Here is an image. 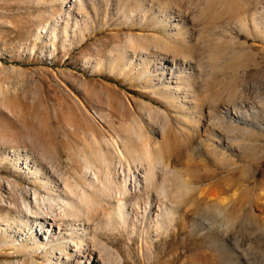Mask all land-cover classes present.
Wrapping results in <instances>:
<instances>
[{"label": "rangeland", "instance_id": "rangeland-1", "mask_svg": "<svg viewBox=\"0 0 264 264\" xmlns=\"http://www.w3.org/2000/svg\"><path fill=\"white\" fill-rule=\"evenodd\" d=\"M209 109L216 152L197 139ZM107 163L143 185L121 217L89 190ZM62 180L98 216L59 217ZM29 202L59 230L32 226ZM69 239L102 264H264V0H0V264L63 262Z\"/></svg>", "mask_w": 264, "mask_h": 264}, {"label": "bare ground", "instance_id": "bare-ground-1", "mask_svg": "<svg viewBox=\"0 0 264 264\" xmlns=\"http://www.w3.org/2000/svg\"><path fill=\"white\" fill-rule=\"evenodd\" d=\"M131 50H133V48H134V46H133V39H132V42H130L128 45H127ZM142 50H145V49H142ZM147 50V49H146ZM145 50V51H146ZM174 57H175V55H171V60L169 61V63H173V59H174ZM168 92V91H167ZM234 100V99H233ZM241 99H239V101H240ZM232 102V103H231ZM231 102H229V103H231V104H235V103H238L237 102V100H235L234 101V103H233V101H231ZM228 103V104H229ZM232 107V106H231ZM201 109V108H200ZM223 109L224 110H226L225 112H226V114H228V115H231V119L234 117V118H236V119H238V117H239V112L237 111V110H234V111H230L229 112V110L230 109H227V106L226 107H223ZM217 111H219V112H221V110L219 109V108H217ZM212 114H214L212 111H210V109L207 111V114H206V116L204 117L203 115H201V114H199V115H201L199 118H197V123H198V126H201V125H205V129L203 130V132H202V134L201 133H199L198 135H197V139H198V141L200 142V141H203V137H205V138H208L209 139V141H210V145H209V148H210V151H212V152H216L217 151V146H216V144H215V142H216V137H219V133H216V135H215V132L216 131H218L215 127H219V128H221V129H225L226 128V126H224V125H220V124H218L217 122H214L213 121V119H212ZM206 118H209L208 119V123L207 124H209L208 125V127H207V125L205 124V123H203L205 120H206ZM195 122H196V119H195ZM217 125H219V126H217ZM227 130L229 131V132H232V133H234L236 130H237V127H235V126H231L230 128L228 127L227 128ZM201 134V135H200ZM199 137V138H198ZM215 140V141H214ZM146 151L147 150H145V152L143 153V154H145L146 153ZM120 154H121V152H119ZM150 153V152H149ZM148 153V154H149ZM143 154H138L139 156H136L137 157V159H136V161L139 163V165L142 167V166H147L146 167V169L144 168V172L142 173V175L140 176V175H136V176H138L139 177V179L141 178V180H142V182L144 183V186H145V188L147 189V188H149V186H155V190L162 196V195H164L165 194V189H167L168 190V188H165V185H164V181H163V183L161 182L160 184H155V180H154V168H156L155 166H153L154 165V163H153V160L155 159H153L152 161H151V158H150V156L149 155H147V156H144ZM121 156H122V154H121ZM31 158V157H30ZM153 158V157H152ZM158 158V165H160V170L162 171V173L164 172L165 174L166 173H168L169 174V172H170V168H169V165H168V162H166V160H164L163 159V157H157ZM123 159H124V163H123V167H124V169L125 168H127V170H128V175H129V171H130V167H131V164L129 163V160H127L126 158H124L123 157ZM157 161V160H156ZM126 164V165H125ZM26 166H27V164H26ZM35 166H37L38 167V165H35ZM111 163H107V165L105 166V172H104V174H103V180L102 181H100V180H96L95 182H93V184H89L90 185V187H89V190L91 191V192H97V193H100V195H105L106 196V199L105 200H109V199H111V200H113V197H115L114 198V200H117V204H116V206H115V208H114V210H113V213L114 214H116V216L117 215H119V217H121L122 215V213H123V211L125 210V205L130 201V198L132 197L133 199H135V196L138 194V195H140V193H137L136 195H134L136 192H138L139 190H140V188L141 187H143V185L141 186V183H139L137 180H135V179H133V180H131V184H127L126 182L128 181L129 182V179L128 180H126V178H127V176L126 175H124L123 173V177L122 178H120V180H116V178H118V176H116L115 177V179H114V177L112 176L113 174H112V170H111ZM140 167V168H141ZM27 168V167H26ZM138 168V167H137ZM91 169V165L89 164V163H87V165H86V170L87 171H85L86 173L85 174H87L88 173V170H90ZM121 170H123V168L121 167ZM158 171V170H157ZM156 171V172H157ZM161 171H160V173L159 174H162L161 173ZM116 172V171H115ZM122 172H125V170L124 171H122ZM131 172V171H130ZM118 173V172H117ZM117 173H115V174H117ZM114 174V175H115ZM119 174V173H118ZM117 174V175H118ZM112 176V177H111ZM124 176H126V178L124 177ZM160 176V175H159ZM158 177V176H157ZM162 177L163 176H161V179H162ZM131 178H133V176L131 177ZM134 178H135V176H134ZM159 178V177H158ZM136 179H138V178H136ZM161 179H159V180H161ZM158 180V179H157ZM158 180V181H159ZM163 180V179H162ZM166 180V179H165ZM137 181V182H136ZM140 181V180H139ZM51 183H54L52 180L50 181ZM157 182V181H156ZM142 183V184H143ZM138 184H140V186L138 185ZM61 195H59V196H57V199H58V207L59 208H63V210H62V212H61V214L59 215L58 213V215H59V217H61V215H63L62 217H64V216H69L70 214H71V212H72V214L71 215H73L74 217H80V216H92V215H95V214H97L98 212H96V210H98L99 211V209H98V207H102V206H98V203L96 204L95 203V199H94V202L91 200V199H89L88 197L89 196H87L86 194H85V188L84 187H81V185H79V187H78V190H76V191H73L72 190V188L69 186V184L66 182V181H64V180H62L61 181ZM129 186V187H128ZM167 186H168V184H167ZM86 189H88V187L86 188ZM150 190H151V188H149ZM170 189V188H169ZM143 190V189H142ZM152 190H153V187H152ZM141 191V190H140ZM147 191V190H146ZM143 192V191H142ZM133 193V195H134V197H133V195L130 197V194H132ZM156 194V193H155ZM158 194V195H159ZM167 194H168V191H167ZM169 195V194H168ZM73 196H75V198H76V200H77V204L79 205V206H81L82 207V210H80V208L79 207H75L74 206V203L75 202H72L71 201V197H73ZM105 196H103V198H105ZM147 196V195H146ZM177 196V195H176ZM175 196V197H176ZM112 197V198H111ZM164 197H165V195H164ZM175 197L173 198V199H175ZM147 198H148V196H147ZM158 198H160V196H158ZM169 198V197H168ZM176 198H178V197H176ZM137 199V198H136ZM135 199V200H136ZM161 199V198H160ZM165 199H166V197H165ZM173 199H171L172 201H170V202H172V203H175V202H173L174 200ZM33 202H34V206L36 205V204H38V201H37V198H33ZM110 200V201H111ZM135 200H132L133 201V204H134V201ZM138 200V199H137ZM147 200V199H146ZM162 200H164V198H162ZM161 200V201H162ZM178 200V199H177ZM132 201H130L129 203H132ZM148 201V200H147ZM150 201V200H149ZM222 201H224L225 202V200H222ZM113 202V201H112ZM158 202H160V201H158ZM166 202V201H165ZM223 202V203H224ZM54 203H57V201H54ZM136 203V202H135ZM146 203V202H145ZM176 203H177V201H176ZM221 203V202H220ZM133 204H130V205H133ZM137 204V203H136ZM159 204V203H158ZM162 204V205H161ZM96 205L98 206V207H96ZM147 205V203L145 204V206ZM166 205V204H165ZM165 205H163V203L162 202H160V204L154 209L155 210V218H156V223L155 224H157L156 226L158 227L160 224L158 223L160 220L161 221H163L161 218H160V220H158L159 219V216H162V215H164V214H169L170 212L172 213V211L170 210L169 211V209L171 208V206H169L168 208L165 206ZM168 205H170V204H168ZM171 205H173V204H171ZM134 206V205H133ZM219 206V205H218ZM222 206V205H221ZM220 207V206H219ZM34 209H36V208H34L33 207V209H32V206L30 207V202H29V204H27V207H26V213H24L23 214V216H25V218L28 220V218H31V219H33V220H31L32 222H33V224H32V226H38V227H40V231H42V233H43V235H46V234H50V233H52L53 231H54V229H56V230H59V226H54V224H55V222H56V220H57V218H56V215H55V213H53L52 214V216L51 217H46V218H43V217H40L39 215H38V211H37V209L36 210H34ZM102 209V208H101ZM174 209V208H173ZM172 209V210H173ZM46 211H48V210H46ZM103 211V210H102ZM45 212V211H44ZM152 212V211H151ZM47 213V212H46ZM153 213V212H152ZM170 213V214H171ZM33 214V215H32ZM99 214H100V212H99ZM113 214V215H114ZM31 215V216H30ZM96 216H98V214L96 215ZM151 216H152V214H151ZM168 216V215H167ZM173 216V215H172ZM58 217V216H57ZM22 218V217H21ZM93 218H95V216L93 217ZM97 218V217H96ZM155 218L153 219V220H155ZM60 219V218H59ZM59 219H58V221H59ZM39 220H43V222H39ZM121 220H122V218H121ZM47 221H51L50 223L49 222H47ZM220 221V220H219ZM123 222H124V219H123ZM125 223V222H124ZM161 223V222H160ZM169 223V222H168ZM167 223V224H168ZM221 223V222H220ZM225 225H226V223H225ZM224 225V226H225ZM220 228H222V226H220ZM219 229V228H218ZM222 230V229H221ZM224 230V229H223ZM222 230V231H223ZM227 230V229H226ZM81 231V230H80ZM156 231H158V230H156ZM216 231V230H215ZM154 232V231H153ZM217 232V231H216ZM81 233H83L82 234V238H85V236H86V233L85 232H81ZM216 234V233H215ZM262 234V233H261ZM43 244V243H42ZM69 244L71 245L72 244V249H71V252L70 253H66V256H65V261H63L62 262V256L60 255V256H58L57 258H55V260H54V262H52V264H65V262L67 261V259H69L70 257H72V258H74L73 260H75V263L74 264H83V263H86V264H102V262H100V255H102L103 253H101L100 252V255L99 254H97V255H99V256H97V257H95L94 256V254L93 253H88L89 255H86V256H88L87 257V260H86V256H83V254L82 253H84L83 251H81V250H83L82 248L83 247H81V243L80 244H78V243H74V242H72L70 239H69ZM85 249V248H84ZM239 250H241V249H239ZM245 250V249H244ZM102 251V250H101ZM90 252V251H89ZM245 252V251H244ZM85 253H86V250H85ZM97 253H99V252H97ZM151 254V253H150ZM247 254V253H246ZM241 256H242V259H241V263H238V264H253V263H251V261H249L248 260V258L246 259L245 258V254H240ZM250 257H251V255H249ZM249 256H247V257H249ZM102 257V256H101ZM254 257V256H253ZM64 259V258H63ZM83 259H84V262H83ZM102 259V258H101ZM253 259H255V258H253ZM252 259V260H253ZM254 261V260H253ZM256 261V260H255ZM255 261H254V263H255ZM260 261V260H259ZM158 262V261H157ZM260 263V262H259ZM262 263V262H261ZM260 263V264H261ZM159 264V263H158Z\"/></svg>", "mask_w": 264, "mask_h": 264}]
</instances>
